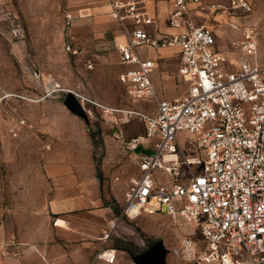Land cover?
Segmentation results:
<instances>
[{
  "label": "built area",
  "instance_id": "2783aa9c",
  "mask_svg": "<svg viewBox=\"0 0 264 264\" xmlns=\"http://www.w3.org/2000/svg\"><path fill=\"white\" fill-rule=\"evenodd\" d=\"M107 4L111 20L124 31L117 43L126 67L119 80L134 99L154 102L157 111L131 112L145 122L146 131L126 142L140 174L131 180L122 214L135 218L165 208L167 215L194 225L198 238L188 234L182 240L192 263L264 264V45L257 29L245 26L224 49L212 26L195 22L218 7L207 0H171L167 24L176 32L153 30L157 17L144 0ZM229 7L244 14L253 10L249 0H229ZM74 19L66 10L65 27L70 29ZM161 48L177 50L183 96H161L155 85L158 66L148 52ZM232 52L240 54L234 63ZM72 92L88 116L94 108L121 111ZM185 135L193 137V154L183 146ZM115 137L123 135L116 131ZM144 141L152 143L150 151ZM110 236L109 229L105 243ZM117 258L118 250L105 244L94 263L113 264Z\"/></svg>",
  "mask_w": 264,
  "mask_h": 264
},
{
  "label": "rangeland",
  "instance_id": "374dc122",
  "mask_svg": "<svg viewBox=\"0 0 264 264\" xmlns=\"http://www.w3.org/2000/svg\"><path fill=\"white\" fill-rule=\"evenodd\" d=\"M207 1L218 7L197 16L195 22L212 26L220 44H228L233 30L239 32L240 38L243 28L249 25L257 29L264 45V0H249L253 10L248 14L232 10L229 0ZM106 5L107 0H0V167L12 168L0 174L2 199L6 205L12 203V198L18 200L14 207L18 210L21 201L26 200L23 194L36 200L38 193L40 200L44 193L47 201L52 190L48 167L76 162L85 178L93 176L97 180L94 188L98 203L89 210L102 220V233L110 229L111 236L105 244L118 250L117 264H136L133 256L156 240H162L168 249L167 264H195L186 256L182 244L188 234L198 238L194 225L167 215L165 208L162 214L135 218L122 214L130 185L125 179L140 174L126 142L146 131L145 122L131 112L157 111L154 102L128 94L119 80L124 65L116 64L112 58L102 64L86 50L82 40L73 37L77 20L85 26L94 15L103 18V25L122 29L111 20ZM86 6L101 9L96 13L75 12L74 25L66 28V10ZM122 34L124 37V31ZM75 48L79 49L78 54L73 53ZM164 50L167 62L162 64L156 86L164 97L183 96L186 86L178 75L177 50ZM229 55L233 63L240 58L237 52ZM24 89H28V94H22ZM68 91L92 96L121 111L94 108L87 121L65 105ZM116 131L123 138L115 137ZM181 141L188 153L195 152L192 136L185 135ZM145 146L150 151L152 143L144 141ZM69 154L70 159L58 158Z\"/></svg>",
  "mask_w": 264,
  "mask_h": 264
},
{
  "label": "crops",
  "instance_id": "0c3cea01",
  "mask_svg": "<svg viewBox=\"0 0 264 264\" xmlns=\"http://www.w3.org/2000/svg\"><path fill=\"white\" fill-rule=\"evenodd\" d=\"M144 1L148 9L157 17V24L153 30L177 31L167 24L171 0ZM105 8L108 13V4ZM98 9L101 8L86 6L75 8L72 12L74 15L75 12L82 13L84 10L96 13ZM101 21H104L102 17L94 15L87 20L85 26H81L77 20L73 27V37L82 40L86 50L95 54L102 64L108 62L110 58L118 64L120 56L117 43L123 39V31L120 28L105 26ZM239 36V32L233 30L230 35L232 39L228 44H220L221 47L230 48V42ZM165 52L164 48L151 49L148 52L158 66L154 70V81L161 73L162 64L167 62ZM24 90L26 91L21 90L22 94H28V89ZM2 100L0 98V101ZM9 154H12V151H9ZM58 158L70 159L71 156L69 154L68 157L58 156ZM78 168L76 162L68 161L49 166L52 190L48 200L45 201L44 193L40 194L42 197L40 200L38 193L36 200L27 198L23 194V199L26 200L21 201L20 210L14 208L18 205V200L12 198V203L6 205L0 192V264H61L65 261L70 264H109L104 261L94 263L96 252L105 245L104 231L102 233L99 230L103 226L102 220L89 210L94 203H98L94 188L97 180L93 176L85 178ZM4 170L9 172L12 168L0 167V174ZM133 178L129 175L125 180L131 183ZM57 218L60 219L59 225L55 224ZM100 239L102 242L98 241ZM113 264H117V261Z\"/></svg>",
  "mask_w": 264,
  "mask_h": 264
},
{
  "label": "water",
  "instance_id": "95a60500",
  "mask_svg": "<svg viewBox=\"0 0 264 264\" xmlns=\"http://www.w3.org/2000/svg\"><path fill=\"white\" fill-rule=\"evenodd\" d=\"M64 103L72 112L82 116L88 121V114L72 91L67 92ZM141 149L142 147L138 146L136 151L138 152ZM167 253L168 249L164 245V242L162 240H156L148 248L135 254L133 260L136 264H167Z\"/></svg>",
  "mask_w": 264,
  "mask_h": 264
}]
</instances>
